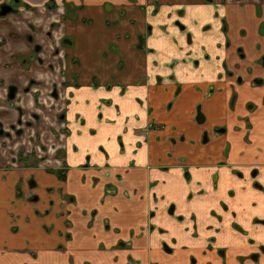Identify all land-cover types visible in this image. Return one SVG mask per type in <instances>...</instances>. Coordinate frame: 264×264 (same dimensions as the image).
I'll return each instance as SVG.
<instances>
[{"label":"crops","instance_id":"1","mask_svg":"<svg viewBox=\"0 0 264 264\" xmlns=\"http://www.w3.org/2000/svg\"><path fill=\"white\" fill-rule=\"evenodd\" d=\"M21 1L32 17H0V122L55 78L67 138L63 168L1 150L0 264H264V0H53L81 8L42 60L58 20Z\"/></svg>","mask_w":264,"mask_h":264},{"label":"rangeland","instance_id":"2","mask_svg":"<svg viewBox=\"0 0 264 264\" xmlns=\"http://www.w3.org/2000/svg\"><path fill=\"white\" fill-rule=\"evenodd\" d=\"M10 1V0H7ZM4 1V2H7ZM11 2V1H10ZM65 5V3H64ZM75 6L72 7L75 10ZM56 7V5H55ZM59 7V6H58ZM65 7V6H64ZM18 11L21 13H23L25 16L24 18H29L32 17L30 10L32 9H28L24 4H20L17 6ZM68 8L69 7H65V10L62 9V7H59L57 9H50L51 11H48L50 13H53V15L56 17L55 19L60 22H62V17L59 19V16H63V13L66 17H69L68 14ZM44 9V8H43ZM54 10V11H53ZM83 20V19H82ZM55 21V20H53ZM181 23V22H180ZM30 25H32L31 23H29ZM184 27L185 24L181 23ZM61 29L60 28H56L54 35L52 33V36L50 35V42L51 44L48 46V48L50 49L49 51H44V53H46L48 56L49 55H54L55 54V50L57 48H61L62 49V45H61V41L59 39V37L61 36V33L63 32V24L61 23ZM206 25L202 26V29L205 28ZM58 32V33H56ZM60 53V52H59ZM58 53V54H59ZM63 53V55L65 54V52H61ZM35 56H37V54H34ZM38 57V56H37ZM58 76L59 73H58ZM61 79V76L60 78ZM58 80V79H57ZM57 80L54 78L50 83H46L45 81H42V83H37V84H33L32 87V93H34L35 91H37L36 93V103H35V107L34 108H23L24 110V115L27 118H30L28 115L31 114V112H38L41 114V116L43 117L41 119V126L38 128V131L40 132V136H34L33 135V131L28 132V129H26V135L32 134L33 135V140L31 142H28V140L24 141V138L26 137H21V138H14V141L9 142V146L11 144V148L13 150H15V152L17 151V147L21 144V147L23 149L24 154H28V155H35L37 157L35 163H29V159H27L26 161H23V163H29V164H23L24 166H30V165H45L48 168H53L55 165H57V161L56 160H61V158L63 157L62 153H63V148H64V140L65 137V128L63 129V126H66V124L64 122H62V119L59 118V115H62V113L64 112V109L66 107V98L65 101H62V97H61V93L60 94V100L56 99L55 101L53 99H51V89H58L59 92L61 91L62 85L64 84V81H59L60 83H62L61 85H58ZM31 85V83L29 84ZM65 86V84H64ZM23 84L20 86L21 89H23ZM55 87V88H54ZM35 90V91H34ZM2 91H4V87L2 88ZM23 96V95H22ZM39 97V98H38ZM46 98V99H45ZM53 100V101H52ZM7 101V98L6 100ZM61 101V102H60ZM36 107L41 108L39 111L36 110ZM65 116V115H64ZM14 123V122H13ZM64 123V124H63ZM6 126L5 124H2L0 122V127ZM56 130V131H55ZM56 134V136H54L53 134ZM36 138V140H35ZM8 142V140H6V143ZM25 143V144H24ZM6 147V148H5ZM2 146V150L4 151V154H7V151L12 153V150L7 148V146ZM1 148V146H0ZM8 149V150H6ZM9 154V153H8ZM39 156H41L39 158ZM25 157H27L25 155ZM12 164L11 166H13V168H17L21 165V163H19L18 161L14 159L11 160ZM58 165H60L62 168L64 167V163L61 161H59ZM55 169V168H53ZM62 170V169H61ZM166 245V244H165ZM164 245V249L166 250V246Z\"/></svg>","mask_w":264,"mask_h":264},{"label":"flooded vegetation","instance_id":"3","mask_svg":"<svg viewBox=\"0 0 264 264\" xmlns=\"http://www.w3.org/2000/svg\"><path fill=\"white\" fill-rule=\"evenodd\" d=\"M4 1H6V0H4ZM2 2L1 4H0V11L2 10V5H4V4H7V5H11L12 7H13V10L9 13V14H11V13H17V11H18V9L19 8H17V6L18 5H20L21 3H22V1L21 0H10V1H7V2ZM205 1H212V0H205ZM52 3L51 4H48L46 7H48V8H50V9H57L58 8V5H56V3H54V1L52 0L51 1ZM25 5V4H24ZM55 5H56V7H55ZM28 9H30V8H28ZM69 13H74V10L73 9H71L70 11H69ZM8 15V14H7ZM7 15H5V16H7ZM5 16H0L1 18L2 17H5ZM66 17V16H65ZM65 17H62V18H64L65 19ZM71 17V16H70ZM63 20V19H62ZM60 24H61V22H60ZM60 24H59V21H57V22H52L51 23V26H50V29H49V35H51L52 36V33H53V35H54V32L56 31L55 29L56 28H60L61 29V27H60ZM177 24L181 27V28H184V26L180 23V21H178L177 22ZM56 33H58V32H56ZM29 38H30V40H34V38H32V36H29ZM59 39H60V41H61V45H62V49L61 48H57V49H54L55 50V54L54 55H51L52 57L53 56H55V55H58V53L60 52V54H62L61 52H63V46H66L67 44V42H68V39L63 35L62 36V33H61V36L59 37ZM64 41H66V43L64 44V43H62V42H64ZM3 42V40H0V43H2ZM69 43H70V41H69ZM35 47L39 50L40 49V47L41 46H39V45H35ZM41 49H42V47H41ZM40 49V50H41ZM38 51L36 54H38V58H40L39 60H42L43 59V55H45V56H47L48 57V55L46 54V53H44V50H43V53L41 54V51ZM39 52H40V55H39ZM63 55V54H62ZM63 57H65V54L63 55ZM263 63H264V57H263ZM64 71H65V69H64V67H60V70H59V75L60 76H64L65 77V75H66V73H64ZM240 79V80H239ZM239 79H238V81L239 82H241V80H242V78L241 77H239ZM31 83V85H29ZM37 84L38 82H36V80L35 79H32V80H30L27 84H26V86L25 87H23V89H21V90H23L24 92L26 91V92H31L32 91V87H33V84ZM62 83H60V85H61ZM65 84V83H64ZM64 84L62 85V86H64ZM13 86H15L16 87V94H15V97L14 98H9V95L11 94V90H10V88L11 87H13ZM55 88V87H54ZM19 87L17 86V85H15V84H12V85H10V87H9V90H8V99L10 100V101H12V103H14L15 102V99H16V97H17V95H18V92H19ZM13 91V90H12ZM35 91V90H34ZM37 91H35V97H36V93ZM50 95H51V98L52 99H54V100H56V99H59L60 100V92H59V90L56 88V89H51V91H50ZM39 98V97H38ZM234 101H235V99H233L232 100V103H234ZM67 103V102H66ZM172 104V103H171ZM198 106V108H197V115H196V121H197V123H199V124H203L205 121H206V119H205V115H204V113H203V111H202V109H201V106H202V104H199V105H197ZM248 106H252V105H248ZM199 109L201 110V112L203 113V115H204V120L203 121H201V122H199L198 120H197V117H198V111H199ZM25 113H24V110L21 108L20 109V116H19V119H18V121L17 122H15V124L13 123V124H10L9 126H3V127H0V146H1V148H0V152H1V150H2V146H7V148L9 149V147H10V149L12 150V153H10V152H8L7 151V154H6V156H5V158H7V163L9 164V165H11L12 164V159H14L15 158V160L16 161H18L19 163H23V161H26L27 159H29V163H34L35 161H36V159H37V157L35 156V155H33V154H31V155H28V154H24V152H23V149H22V147H21V144L17 147V151L15 152V150H13L12 148H11V144H10V146L8 145L9 144V142H12V141H14V138H21V137H25L24 138V141H26V140H28V142H31L33 139V135L34 136H40V132L38 131V128L41 126V119L43 118L42 116H41V114L40 113H38V112H31V114L30 115H28L30 118H27V117H25V115H24ZM64 112L62 113V115H59V118H61V119H63V117H64ZM64 120H62V122H63ZM245 121H246V129H247V133H246V135L248 134V132H249V130H250V123H249V117H246L245 118ZM152 124L153 123H150V125H149V128H151V126H152ZM155 128H161L162 126L161 125H155L154 126ZM65 128V129H64ZM26 129H28V132H30V131H33V135L32 134H30L29 133V135H26ZM63 129L65 130V133H66V130H67V127L66 126H64L63 127ZM56 131V130H55ZM216 131H217V133H218V135H221V134H225L226 132H227V128L225 127V126H220V127H216ZM53 135H56L55 133L53 134ZM67 138V137H66ZM203 138H205V140L208 138V134H207V132L204 134V137ZM6 140H8V142L6 143ZM35 140H36V138H35ZM27 142V141H26ZM25 144V143H24ZM6 148V147H5ZM227 148H229V146H227ZM8 149H6V150H8ZM64 150L66 149V148H63ZM63 150V151H64ZM9 153V154H8ZM0 155H1V153H0ZM25 155L27 156V157H25ZM41 156H39V158H40ZM24 164V163H23ZM256 171L257 170H255V171H253V175L254 174H256ZM169 210H173L172 209V207H170V209ZM166 251H168V252H171L172 251V249L171 248H169L167 245H166ZM262 251L264 252V246L262 247ZM258 255V254H257Z\"/></svg>","mask_w":264,"mask_h":264},{"label":"water","instance_id":"4","mask_svg":"<svg viewBox=\"0 0 264 264\" xmlns=\"http://www.w3.org/2000/svg\"><path fill=\"white\" fill-rule=\"evenodd\" d=\"M2 7V10L0 11V16H5L7 14H9L12 10H13V7L11 5H7V4H4L1 6ZM240 80V79H239ZM11 90V94L9 95V98H14L15 97V94H16V87L13 86L10 88ZM13 90V91H12ZM197 120L199 122L203 121L204 120V115L203 113L201 112V110L199 109L198 111V117H197ZM166 246V245H165Z\"/></svg>","mask_w":264,"mask_h":264},{"label":"trees","instance_id":"5","mask_svg":"<svg viewBox=\"0 0 264 264\" xmlns=\"http://www.w3.org/2000/svg\"><path fill=\"white\" fill-rule=\"evenodd\" d=\"M51 1H52V0H50V1L46 4V6H47L48 4H51V3H52ZM25 6H26L27 8L33 9V6H31V5L27 4V3H25ZM65 7H69V8H68V14H69V11H70L71 9H73L72 6H70V3H65ZM80 8H81V6H75V9H80ZM62 43L65 44L66 41H64V42H62ZM56 172L58 173V176H59L60 178H64L63 174H61L62 171H60V170H56Z\"/></svg>","mask_w":264,"mask_h":264}]
</instances>
